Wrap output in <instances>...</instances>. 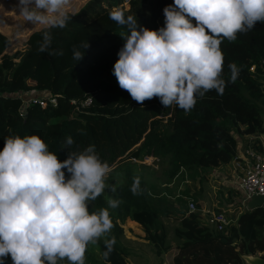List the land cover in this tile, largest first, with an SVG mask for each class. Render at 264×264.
<instances>
[{
    "label": "trees",
    "instance_id": "16d2710c",
    "mask_svg": "<svg viewBox=\"0 0 264 264\" xmlns=\"http://www.w3.org/2000/svg\"><path fill=\"white\" fill-rule=\"evenodd\" d=\"M172 3L173 0H87L78 11H66L72 18L65 28L51 29L49 51L62 50L63 55L38 51L45 25L18 38V42L0 31V150L5 137L35 134L60 161L67 158L69 150L79 151L89 145H95L110 167L143 155L171 153L174 167L192 171L194 179L205 169L221 165L229 169L238 151L236 135L251 137L254 146L263 151L264 143L258 134H264V120L258 102L264 104V23L257 22L253 30L238 33L233 42L226 38L222 41L224 94L207 92L197 98L190 112L175 104L165 108L159 98L138 104L119 87L113 66L125 43L120 34H126L127 28L112 21L109 14L121 10L125 16H136L139 25L158 30L164 26V7ZM192 22L195 24L194 18ZM86 42L89 47L85 50L82 44ZM19 43L24 50L16 47ZM74 46L85 53L80 61L73 58ZM230 63L240 68L234 83L230 82ZM31 90L48 91L56 98V106L25 103L17 95ZM85 98L92 100L88 107L76 110L70 103L71 99ZM68 136L74 140L71 149L64 144ZM65 173L67 178L69 174ZM135 177L126 171L124 183L116 186L115 198L122 203L112 209L113 215L110 212L114 225L110 236L116 238L108 258L111 264H131L128 252L118 243L128 222L135 223L139 238L161 256L168 244L160 218L174 213L179 222L174 235L180 244L172 258L168 255L170 264H246L244 255L264 258V207L247 210L228 198L226 207L222 203L216 206V213H223L229 223L223 231H213L201 222L199 212L189 211L184 198L172 204L173 213L162 209L158 202L166 199L162 194H158L161 200L156 198L155 186L141 177L142 194L133 195L130 188ZM191 197L199 205L198 196ZM232 204L234 207H228ZM106 207L102 194L91 202L89 210ZM93 247L98 254L86 250L85 264H108L102 255L106 250L103 239ZM5 264H13L10 255Z\"/></svg>",
    "mask_w": 264,
    "mask_h": 264
},
{
    "label": "clouds",
    "instance_id": "9594fccd",
    "mask_svg": "<svg viewBox=\"0 0 264 264\" xmlns=\"http://www.w3.org/2000/svg\"><path fill=\"white\" fill-rule=\"evenodd\" d=\"M68 3L18 0L16 8L24 21L46 26L38 51L63 55L62 50L49 49L51 29L65 28L72 18L65 11ZM163 14L164 26L158 30L139 25L136 16H125L121 10L109 14L112 21L127 28L126 34H120L125 43L113 75L138 104L159 98L165 108L175 104L190 112L197 98L207 92L224 94L222 41L233 42L238 33L264 23V0H173ZM82 47L86 50L89 43ZM84 54L73 47L75 60ZM228 67L234 83L240 68L235 63ZM64 144L71 149L73 138L66 137ZM109 170L95 145L69 150L60 161L38 135L5 137L0 150V264L9 255L13 264H59L65 259L68 264H85L88 246L101 239L106 249L103 258L111 264L108 258L116 238L110 236L114 225L109 209L118 208L122 201L109 196L108 207L89 210L106 189L117 191L107 183ZM130 191L142 194L138 177Z\"/></svg>",
    "mask_w": 264,
    "mask_h": 264
},
{
    "label": "rangeland",
    "instance_id": "374dc122",
    "mask_svg": "<svg viewBox=\"0 0 264 264\" xmlns=\"http://www.w3.org/2000/svg\"><path fill=\"white\" fill-rule=\"evenodd\" d=\"M86 1L69 0L65 11L76 12ZM17 4L18 0H0V31L15 42L26 37L33 29L42 26H33L31 23L24 21L23 17L19 15V10L16 8ZM125 7H128V5L125 4ZM16 47L25 49V46L20 43ZM38 93H41V91L31 90L23 95L22 99L24 102H27ZM258 105L264 120V104L258 102ZM258 135L264 138V134ZM236 137L238 138V142H243V146L246 144L245 137H241V135H236ZM262 141L264 143V139ZM170 154L167 153L159 156L143 155L138 160L118 162L110 167L107 183L109 185L114 184L115 186L124 183L125 173L129 171L131 174L144 179L148 184L154 185L157 192L155 197L161 200L158 194H162V197L166 199L165 202L159 201L158 205L162 209L172 211L171 213L174 212L172 204L176 203L178 198H184L188 202L189 207L190 202L193 201L191 195L198 196L199 205L194 203L196 211L200 213L201 222H205L204 224L213 231L216 230L210 224L209 219L216 213V209L218 206H221V203L226 207L228 198H231L233 204L235 202L240 208H244L240 202L242 199L240 191H234L232 188L235 187V184H232L233 180H230L228 175L226 177V174L229 173L226 170L227 168L221 165L214 169L215 174H208L209 170L205 169L204 171H199V174L194 179L191 176L193 174L192 171L187 170L185 167H179V169L174 167L172 155ZM103 195L107 201L109 196L115 198L116 192L112 193L110 189H106ZM233 204L228 207H234ZM110 212H112V209H110ZM111 214L113 215L114 212ZM174 214L161 216L160 218L166 228L168 244V250L162 251L161 256H157L152 247L139 238L138 235L140 233L134 223H127L125 228H122V232L118 237V243L126 249L128 252L127 258L132 264H170L168 255L172 258L176 251V246L180 244V241L174 235V228L179 225L177 215ZM95 249L92 245H89L87 248L90 252L95 251L98 254Z\"/></svg>",
    "mask_w": 264,
    "mask_h": 264
},
{
    "label": "built area",
    "instance_id": "2783aa9c",
    "mask_svg": "<svg viewBox=\"0 0 264 264\" xmlns=\"http://www.w3.org/2000/svg\"><path fill=\"white\" fill-rule=\"evenodd\" d=\"M27 102L38 103L41 107L48 105L55 107L57 104L56 98L50 94L41 96V98L33 97ZM70 103L76 110H79L90 106L92 100L90 98L82 100L71 99ZM245 139L247 140L246 144L244 146L242 144L239 147L235 158L230 163V167L237 174L234 188L240 191L242 197L240 202L246 207L247 201L253 195L264 196V150H258L254 146V139H251V137L246 136ZM195 210V204L190 202L189 211ZM209 222L214 226L216 231L224 230L229 223L223 213H214Z\"/></svg>",
    "mask_w": 264,
    "mask_h": 264
},
{
    "label": "water",
    "instance_id": "95a60500",
    "mask_svg": "<svg viewBox=\"0 0 264 264\" xmlns=\"http://www.w3.org/2000/svg\"><path fill=\"white\" fill-rule=\"evenodd\" d=\"M258 207H264V196L253 195L246 203V209H254ZM264 237V231H263ZM246 264H264V258L260 256L244 255L242 256Z\"/></svg>",
    "mask_w": 264,
    "mask_h": 264
},
{
    "label": "crops",
    "instance_id": "0c3cea01",
    "mask_svg": "<svg viewBox=\"0 0 264 264\" xmlns=\"http://www.w3.org/2000/svg\"><path fill=\"white\" fill-rule=\"evenodd\" d=\"M28 92H30V91H28ZM28 92H23V93H17V95H20L21 97L23 96V95H25L26 93H28ZM38 92H40V91H38ZM46 93H49L48 91H44V92H42L41 91V93H38L37 95H35V97H39V96H43V95H47ZM259 137H260V139H261V141L264 139L263 137H261L260 135H258ZM236 139H237V142H238V138L236 137ZM239 144H240V142H238V146H239ZM238 148V147H237ZM215 168H209L208 170V174H210V173H212V174H215V170H214ZM227 171H229V173H225L226 174V177H227V175H228V177H229V179L230 180H233V182H232V184L234 185L235 184V182H236V180H237V174L235 173V171L232 169V167H230L229 169H226ZM233 188V190H234V187H232ZM235 203V202H234ZM203 220V219H202ZM128 223H133V222H128ZM205 223V222H204ZM203 223V224H204ZM135 224V223H134ZM211 224V223H210ZM204 225H206V224H204ZM212 226V225H211ZM213 227V226H212ZM140 233V232H139ZM141 239V238H140ZM142 240V239H141ZM144 241V240H143ZM145 242V241H144ZM146 243V242H145ZM147 244V243H146ZM132 264V263H131Z\"/></svg>",
    "mask_w": 264,
    "mask_h": 264
}]
</instances>
